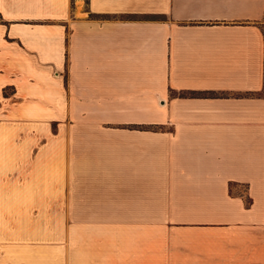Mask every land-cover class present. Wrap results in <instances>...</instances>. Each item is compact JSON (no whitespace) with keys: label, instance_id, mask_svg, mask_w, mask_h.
<instances>
[{"label":"crops","instance_id":"obj_1","mask_svg":"<svg viewBox=\"0 0 264 264\" xmlns=\"http://www.w3.org/2000/svg\"><path fill=\"white\" fill-rule=\"evenodd\" d=\"M0 264H264V0H0Z\"/></svg>","mask_w":264,"mask_h":264}]
</instances>
